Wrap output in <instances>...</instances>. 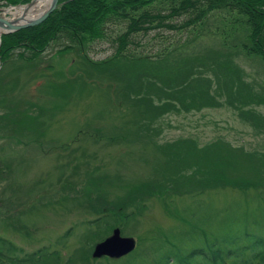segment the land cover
<instances>
[{
  "label": "rangeland",
  "instance_id": "1",
  "mask_svg": "<svg viewBox=\"0 0 264 264\" xmlns=\"http://www.w3.org/2000/svg\"><path fill=\"white\" fill-rule=\"evenodd\" d=\"M176 1L151 6L166 12L177 6ZM12 8L0 5V15L11 17L6 10ZM227 16L218 18L229 20ZM181 21L170 20L174 25ZM125 27L126 22L112 21L104 25L103 38L85 45L84 53L94 66L74 51L56 53L70 44L64 33L39 61H23L17 55L24 51L17 49L13 62L4 66L0 264H22L31 256L39 257L34 264H162L166 253L172 254L169 264H204L186 255L205 239L212 242L237 234L245 241V232L264 237V179L259 177L264 171L254 174L250 163H234L235 177L258 182L256 186L219 187L194 195L153 192L147 187L162 180L158 147L166 143L192 139L202 147L221 140L245 152L264 153V122L252 127L231 108L172 112L150 128L145 126L151 120L142 105L146 102L133 101L134 85L148 86L143 57L158 62L155 58L160 59L163 48L178 59L199 58L208 67L209 52L219 49L218 39L205 35L190 42L188 33L157 28L133 33L122 54H116L114 38ZM183 41L187 44L181 47ZM234 64L244 72L245 81L264 87V67L257 59L235 56ZM197 68L202 71L204 66ZM212 73L209 67L200 77ZM211 81L213 94V77ZM259 89L254 85V90ZM224 98L220 97L223 102ZM254 111L264 118V105ZM115 228L121 236L134 239L132 253L118 260L94 259L95 244ZM253 264H264V259Z\"/></svg>",
  "mask_w": 264,
  "mask_h": 264
},
{
  "label": "trees",
  "instance_id": "2",
  "mask_svg": "<svg viewBox=\"0 0 264 264\" xmlns=\"http://www.w3.org/2000/svg\"><path fill=\"white\" fill-rule=\"evenodd\" d=\"M29 2L31 0H0V5L16 7ZM155 2L167 4V0H59L58 7L43 23L0 36V74L7 63L13 62L15 50L22 49L24 52H19L17 56H23V61L33 64L63 33L68 36L70 44L56 53L74 51L94 66L84 53L85 45L103 38L104 25L116 20L126 22L125 32L114 38L116 54H122L133 33L139 31L175 29L188 33L186 39L190 42L213 35L218 39L219 49L211 50L210 57L207 52L212 63L208 67L199 58L178 59L171 50L163 48L158 53L160 59L155 58L158 62L149 61L150 56L143 57L144 62L147 60L142 65L147 66L148 86L140 89L135 84L131 92L134 94L133 101L146 102L142 105L151 120L145 126L172 112L178 114L181 110L209 107L231 108L240 120L251 122L252 127L261 126L264 118L256 114L254 108L264 105V87L245 81L244 72L234 64V57L257 59L264 67V0H177L174 3L177 6H171L166 12L157 6L153 8L151 5ZM225 14L229 15V20L221 21ZM175 18L182 19L179 25L170 22ZM210 25L214 27L210 28ZM186 44L187 41H183L179 45L182 47ZM197 64L204 66L202 71L210 67L213 72V94L210 92L213 84L211 77H200L202 71ZM254 85L260 89L254 90ZM127 93L125 91L124 95L128 96ZM220 97H225V103ZM145 126L143 130L148 132ZM158 149L163 158L158 166L162 180L154 187L147 185L153 192L194 195L219 187L236 189L256 186L258 182L235 177L236 162L252 164L254 174L261 169L264 171V153L245 152L243 148H234L221 140L198 147L192 139H180L161 145ZM259 177L264 179V172H260ZM124 219L121 216V220ZM202 235L205 236V233ZM242 237L245 241L237 234L212 242L205 239L186 258H195L197 262L202 260L204 264H253L257 258L264 259V237L247 232ZM194 239L197 240L195 236ZM2 244L0 239V248ZM171 255H162L161 263L169 264ZM32 259L39 261L34 260L35 256ZM29 263L32 264V261L26 262Z\"/></svg>",
  "mask_w": 264,
  "mask_h": 264
},
{
  "label": "water",
  "instance_id": "3",
  "mask_svg": "<svg viewBox=\"0 0 264 264\" xmlns=\"http://www.w3.org/2000/svg\"><path fill=\"white\" fill-rule=\"evenodd\" d=\"M31 2H33V0ZM58 5H59V0H51L48 8L38 17L26 22H22L20 24L6 23L7 30L2 34L18 32L20 30L32 28L43 23L47 19V17L53 11H55ZM4 23L5 21L0 19V26H3ZM134 248H135L134 239L130 237H122L120 235V230L116 228L113 230L112 235L110 237L106 238L104 241L94 246L92 251V257L100 258L106 256L109 258H120L132 252Z\"/></svg>",
  "mask_w": 264,
  "mask_h": 264
},
{
  "label": "bare ground",
  "instance_id": "4",
  "mask_svg": "<svg viewBox=\"0 0 264 264\" xmlns=\"http://www.w3.org/2000/svg\"><path fill=\"white\" fill-rule=\"evenodd\" d=\"M51 0H33L28 5L14 7L6 12L10 13L11 17H3L0 15V19L4 20L3 26H0V35L7 29L6 23L20 24L32 20L41 15L49 6Z\"/></svg>",
  "mask_w": 264,
  "mask_h": 264
},
{
  "label": "flooded vegetation",
  "instance_id": "5",
  "mask_svg": "<svg viewBox=\"0 0 264 264\" xmlns=\"http://www.w3.org/2000/svg\"><path fill=\"white\" fill-rule=\"evenodd\" d=\"M32 258H33V256L22 259V264H26V262H30V260L32 261V264H34V261ZM34 260H39V259L35 257ZM37 262H39V261H37Z\"/></svg>",
  "mask_w": 264,
  "mask_h": 264
}]
</instances>
